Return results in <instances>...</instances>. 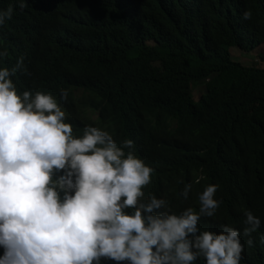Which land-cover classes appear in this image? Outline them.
<instances>
[{
    "label": "trees",
    "instance_id": "obj_1",
    "mask_svg": "<svg viewBox=\"0 0 264 264\" xmlns=\"http://www.w3.org/2000/svg\"><path fill=\"white\" fill-rule=\"evenodd\" d=\"M26 4L21 11L17 0H0V9H14L0 26V51H8L0 67L23 56L31 74L18 72L17 88L51 93L76 136L92 125L117 142L133 140L135 154L154 169L145 193L167 199L177 214L198 210V193L219 185L215 198L223 203L199 227L231 225L246 240L241 264H264V67L241 64L229 51L261 45L264 60V0ZM157 61L160 76L147 67ZM195 83L201 92L193 99L182 87ZM245 209L261 220L251 237L243 235Z\"/></svg>",
    "mask_w": 264,
    "mask_h": 264
},
{
    "label": "clouds",
    "instance_id": "obj_2",
    "mask_svg": "<svg viewBox=\"0 0 264 264\" xmlns=\"http://www.w3.org/2000/svg\"><path fill=\"white\" fill-rule=\"evenodd\" d=\"M13 12L0 9V26ZM18 72L31 75L23 56L0 67V264H241L239 230L199 227L223 203L215 198L219 185L198 193V210L173 212L167 199L145 193L154 169L135 154L133 140L117 142L92 125L74 135L51 93L17 88ZM59 97L67 102L69 91L59 89ZM192 187L184 185L185 200ZM243 216V235L251 237L261 220L247 209Z\"/></svg>",
    "mask_w": 264,
    "mask_h": 264
},
{
    "label": "rangeland",
    "instance_id": "obj_3",
    "mask_svg": "<svg viewBox=\"0 0 264 264\" xmlns=\"http://www.w3.org/2000/svg\"><path fill=\"white\" fill-rule=\"evenodd\" d=\"M235 48L230 47L229 50L231 52V58L235 61H238L241 64L244 65H253L256 67H264V60L262 59V46L258 45L255 48H253L250 51L244 52L242 50H236ZM148 70L150 74L155 76H160L162 74V69L160 63L157 62H151L148 64ZM183 92L189 93L193 99H196L200 91V85L195 84H187L182 87ZM249 111V109H248Z\"/></svg>",
    "mask_w": 264,
    "mask_h": 264
}]
</instances>
